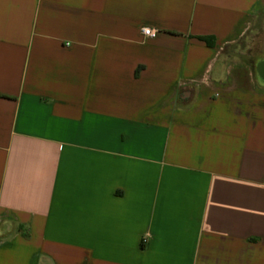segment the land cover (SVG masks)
Returning <instances> with one entry per match:
<instances>
[{
    "label": "crops",
    "instance_id": "obj_1",
    "mask_svg": "<svg viewBox=\"0 0 264 264\" xmlns=\"http://www.w3.org/2000/svg\"><path fill=\"white\" fill-rule=\"evenodd\" d=\"M263 12L0 0V264H264Z\"/></svg>",
    "mask_w": 264,
    "mask_h": 264
},
{
    "label": "rangeland",
    "instance_id": "obj_2",
    "mask_svg": "<svg viewBox=\"0 0 264 264\" xmlns=\"http://www.w3.org/2000/svg\"><path fill=\"white\" fill-rule=\"evenodd\" d=\"M236 54L253 55L257 58L264 57V16L252 31L235 47Z\"/></svg>",
    "mask_w": 264,
    "mask_h": 264
},
{
    "label": "water",
    "instance_id": "obj_3",
    "mask_svg": "<svg viewBox=\"0 0 264 264\" xmlns=\"http://www.w3.org/2000/svg\"><path fill=\"white\" fill-rule=\"evenodd\" d=\"M256 71L258 74V77L264 82V61L259 62L256 65ZM190 93L189 92H184L182 94L181 100H187L189 98Z\"/></svg>",
    "mask_w": 264,
    "mask_h": 264
},
{
    "label": "built area",
    "instance_id": "obj_4",
    "mask_svg": "<svg viewBox=\"0 0 264 264\" xmlns=\"http://www.w3.org/2000/svg\"><path fill=\"white\" fill-rule=\"evenodd\" d=\"M142 33H143L145 36L149 37V38H154V37L156 36V34H157L156 31L151 30V29H149V28H143V29H142Z\"/></svg>",
    "mask_w": 264,
    "mask_h": 264
},
{
    "label": "trees",
    "instance_id": "obj_5",
    "mask_svg": "<svg viewBox=\"0 0 264 264\" xmlns=\"http://www.w3.org/2000/svg\"><path fill=\"white\" fill-rule=\"evenodd\" d=\"M262 16H264V12L261 14L260 19H261ZM197 39L199 41L204 42L208 46H212V44H213L212 43L213 42L212 38H208V37H197Z\"/></svg>",
    "mask_w": 264,
    "mask_h": 264
}]
</instances>
